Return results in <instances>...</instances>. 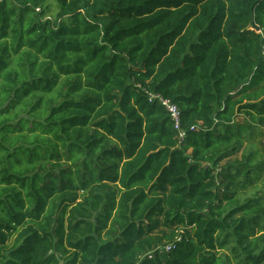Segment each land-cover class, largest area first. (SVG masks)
<instances>
[{
	"label": "trees",
	"instance_id": "trees-1",
	"mask_svg": "<svg viewBox=\"0 0 264 264\" xmlns=\"http://www.w3.org/2000/svg\"><path fill=\"white\" fill-rule=\"evenodd\" d=\"M57 3L0 0V264H264V0Z\"/></svg>",
	"mask_w": 264,
	"mask_h": 264
},
{
	"label": "built area",
	"instance_id": "built-area-1",
	"mask_svg": "<svg viewBox=\"0 0 264 264\" xmlns=\"http://www.w3.org/2000/svg\"><path fill=\"white\" fill-rule=\"evenodd\" d=\"M150 101H159L169 112L170 116L174 120L175 128L179 131L181 140L185 139L186 132L181 126V110L177 104L169 99L164 98L161 94L150 92ZM174 244L170 243L165 246L166 252H171L174 249ZM151 256V255H150Z\"/></svg>",
	"mask_w": 264,
	"mask_h": 264
},
{
	"label": "rangeland",
	"instance_id": "rangeland-1",
	"mask_svg": "<svg viewBox=\"0 0 264 264\" xmlns=\"http://www.w3.org/2000/svg\"><path fill=\"white\" fill-rule=\"evenodd\" d=\"M43 8H47L49 10L48 15L50 17H52L53 19L56 18L59 11L57 0H42V5L39 6V9ZM261 148L264 151L263 146ZM12 239L13 238H11V240Z\"/></svg>",
	"mask_w": 264,
	"mask_h": 264
}]
</instances>
